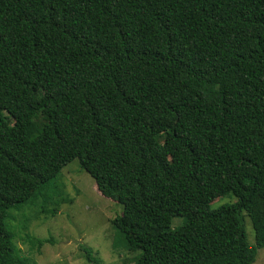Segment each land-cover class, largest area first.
Here are the masks:
<instances>
[{
	"label": "trees",
	"instance_id": "16d2710c",
	"mask_svg": "<svg viewBox=\"0 0 264 264\" xmlns=\"http://www.w3.org/2000/svg\"><path fill=\"white\" fill-rule=\"evenodd\" d=\"M73 160L122 206L113 248L134 264H253L264 0H0V264H24L8 211Z\"/></svg>",
	"mask_w": 264,
	"mask_h": 264
},
{
	"label": "rangeland",
	"instance_id": "374dc122",
	"mask_svg": "<svg viewBox=\"0 0 264 264\" xmlns=\"http://www.w3.org/2000/svg\"><path fill=\"white\" fill-rule=\"evenodd\" d=\"M55 182L31 203L7 213L6 224L24 264H134L136 253L113 248L116 232L111 221L121 215L122 206L100 194L77 160L65 165ZM44 200V208H55L56 213L41 212ZM234 202L235 197L227 193L211 202L210 209ZM181 223L175 218L171 228ZM244 225L253 245L254 231L247 216ZM253 264H264V248L257 251Z\"/></svg>",
	"mask_w": 264,
	"mask_h": 264
}]
</instances>
